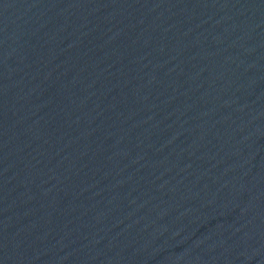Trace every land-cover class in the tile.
I'll return each instance as SVG.
<instances>
[{
  "label": "water",
  "instance_id": "1",
  "mask_svg": "<svg viewBox=\"0 0 264 264\" xmlns=\"http://www.w3.org/2000/svg\"><path fill=\"white\" fill-rule=\"evenodd\" d=\"M0 264H264V0H0Z\"/></svg>",
  "mask_w": 264,
  "mask_h": 264
}]
</instances>
